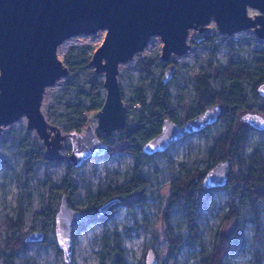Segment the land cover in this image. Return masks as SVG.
<instances>
[{"label": "rangeland", "instance_id": "374dc122", "mask_svg": "<svg viewBox=\"0 0 264 264\" xmlns=\"http://www.w3.org/2000/svg\"><path fill=\"white\" fill-rule=\"evenodd\" d=\"M255 13V9L249 8V14ZM104 34L100 30L74 35L57 48L68 72L45 88L40 108L46 119L66 135L60 149L63 159H35L36 154L44 153L45 145L36 130L27 127L25 115L2 126L0 264H7L10 258L14 264H115L117 258L119 264H145L149 248L156 253L157 264H205L221 234L228 237L221 264H264V199L252 206L247 200L234 198L226 185L207 187L197 192L201 204L192 229L181 201H171L172 186L177 180L198 178L214 165L216 140L225 135L229 119L220 118L183 136L166 150L148 155L142 146L161 131L162 124L145 121L140 106L143 97L150 100L166 65L174 63L176 69L166 87L175 121L182 124L198 107L199 75L227 67L231 61L246 63L255 79L264 74L256 60L257 50L264 49V37L253 29L234 34L217 32L215 21L211 20L202 31L190 29L187 52H172L164 60L163 42L160 36H152L139 54L119 66L118 79L127 117L121 129L107 135L98 127L95 114L86 111L99 104L93 88L103 82L104 76L95 71L90 57ZM142 61L149 64V69ZM210 84L221 91L229 82L212 77ZM253 85L251 81L242 83L246 102L254 107L240 109L231 122L234 128H247L242 157L264 165V129L254 128L246 118L249 113L264 117L259 108L264 97ZM99 92L104 97L103 86ZM81 124L84 127L79 132L90 124L108 143V148L121 142L124 148L86 158L74 166L69 159L72 149L69 133L78 131ZM229 159L231 173L235 175L240 166L238 157ZM66 182L72 183L75 193H71ZM113 189L123 195L111 213L107 210L101 214L99 206L106 201L104 193ZM64 194L72 207L89 215L74 231V248L68 261L55 234V214ZM99 195L100 202L94 209L91 204L96 203ZM232 205L237 208L235 219ZM33 231H43V240L25 241ZM167 232L182 240L176 252L169 249ZM191 236L196 240L190 239ZM118 242L120 255L116 251Z\"/></svg>", "mask_w": 264, "mask_h": 264}, {"label": "water", "instance_id": "95a60500", "mask_svg": "<svg viewBox=\"0 0 264 264\" xmlns=\"http://www.w3.org/2000/svg\"><path fill=\"white\" fill-rule=\"evenodd\" d=\"M249 8L257 13L249 14ZM214 20L216 31L234 34L253 29L264 37V0H0V132L25 115L27 127L35 129L42 139L48 160L63 159L60 152L66 135L50 123L41 111L45 88L67 74L68 67L58 57L62 41L82 33L104 30V38L96 46L90 63L103 74L104 101L95 113L97 124L105 134L121 129L126 122V106L118 74L121 63L142 51L150 38L160 36L161 57L183 54L190 48V29L203 30ZM176 65L169 63L161 82L166 84ZM257 90L264 97V80ZM220 106L208 108L178 124L171 117L162 120L161 131L142 146L151 155L166 150L183 136L199 131L218 120ZM247 122L264 129V117L246 115ZM72 142L70 162L79 166L89 157L102 156L108 143L87 125L83 132L69 133ZM231 161L220 160L203 177L206 187L226 185ZM119 198L106 200L99 206L105 213ZM89 215L72 207L64 194L55 214V234L65 260L74 248V231ZM43 231H33L25 241H41ZM153 248H149L145 264H157Z\"/></svg>", "mask_w": 264, "mask_h": 264}, {"label": "trees", "instance_id": "16d2710c", "mask_svg": "<svg viewBox=\"0 0 264 264\" xmlns=\"http://www.w3.org/2000/svg\"><path fill=\"white\" fill-rule=\"evenodd\" d=\"M257 53V65L259 69L264 70V49L257 50ZM142 65L146 69H149V64L147 62L142 61ZM212 77L224 78L229 82V85L223 87L221 91H216L210 84V79ZM263 80L264 74L259 79H255L252 75L251 68L246 63L240 61H231L230 64L224 68H214L212 73L201 74L197 77L196 90L198 97L196 104L198 107L193 113L188 114L189 118L199 112H203L208 108L220 106L218 119L228 118L229 120L225 135L216 140V146L214 149H217V152L213 154L214 164L220 160H227L232 156L238 157L240 164L239 169L235 175L231 173L230 170L226 186L232 190L234 198L240 197L241 199L247 200L252 206H254L258 201L264 199V165H261L257 160H249L245 157H242L241 154L247 139V128H234L231 120L240 109H252L254 107L253 105H250L246 102L247 98L242 87L243 81H251L254 84V88L257 89L259 83ZM102 86L103 82L94 85L93 93L98 97L99 104L86 109V111L91 114H95L103 104L104 97L99 92V89ZM140 106L142 117H144L145 121H158L159 124H162L161 120L166 117H171L173 120H175L172 109L171 95L166 87V84H163L161 80L155 86L150 100H147L146 97H143L140 100ZM259 108L264 113V103L261 104ZM82 127H84L82 124L78 125L77 130H81ZM123 148V142L119 143L118 145L113 144L106 151V155H109L114 150ZM36 158H43V154H36L35 159ZM205 173L199 174L198 178L195 176L180 178L172 186L171 201H181L182 208L189 217L188 221L190 229H192L193 221L196 218L195 212L201 204V201H199L197 198V192L206 190L207 188L203 183V177ZM66 185L69 189H71V193L76 192V190H74L72 187L71 182H66ZM122 195L123 192L118 189H113L104 193L105 200L119 198ZM96 199V203L91 204V207L94 209L97 208V205L101 199V195L97 196ZM115 207L116 204L110 206L108 209L109 213H111ZM231 213L234 215V218L232 217L233 219L237 218L238 214L236 206L232 205ZM193 231L195 234L196 228H194ZM192 237L193 236H191L190 239L195 241L196 238ZM167 240L169 249L172 252H176L182 243V240L175 237L171 232H167ZM227 245V235L221 234L219 241L215 243L212 254L205 261V264H221L222 256L227 250ZM116 251L117 254L120 255V253H118L121 251L119 242L117 243ZM119 263L120 260L117 258L115 264ZM7 264H14L13 259L10 258Z\"/></svg>", "mask_w": 264, "mask_h": 264}, {"label": "bare ground", "instance_id": "6f19581e", "mask_svg": "<svg viewBox=\"0 0 264 264\" xmlns=\"http://www.w3.org/2000/svg\"><path fill=\"white\" fill-rule=\"evenodd\" d=\"M103 33H104V32H103ZM140 52H141V51H140ZM140 52H139V53H140ZM139 53H137V54H139ZM137 54H136V55H137Z\"/></svg>", "mask_w": 264, "mask_h": 264}, {"label": "flooded vegetation", "instance_id": "af4514ba", "mask_svg": "<svg viewBox=\"0 0 264 264\" xmlns=\"http://www.w3.org/2000/svg\"><path fill=\"white\" fill-rule=\"evenodd\" d=\"M116 204V203H115ZM45 235V234H44Z\"/></svg>", "mask_w": 264, "mask_h": 264}]
</instances>
